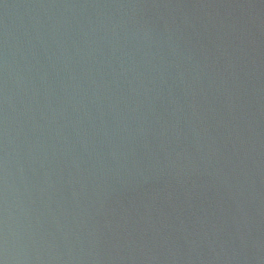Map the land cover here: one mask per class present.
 Instances as JSON below:
<instances>
[{
	"label": "water",
	"instance_id": "obj_1",
	"mask_svg": "<svg viewBox=\"0 0 264 264\" xmlns=\"http://www.w3.org/2000/svg\"><path fill=\"white\" fill-rule=\"evenodd\" d=\"M0 264H264V0H0Z\"/></svg>",
	"mask_w": 264,
	"mask_h": 264
}]
</instances>
